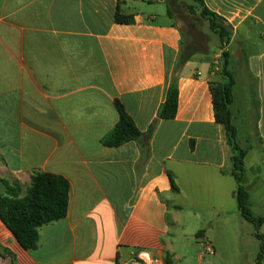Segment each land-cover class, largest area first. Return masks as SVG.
Returning <instances> with one entry per match:
<instances>
[{"label": "crops", "instance_id": "1", "mask_svg": "<svg viewBox=\"0 0 264 264\" xmlns=\"http://www.w3.org/2000/svg\"><path fill=\"white\" fill-rule=\"evenodd\" d=\"M203 1L230 30L242 184L264 218V0ZM201 14L190 0H0V193L9 185L24 197L36 172L70 185L66 217L41 228L35 250L0 218V264H189L172 229L195 224L214 259L203 228L248 225L210 88L223 81L224 47ZM184 56L177 114L161 119ZM116 101L141 136L106 147Z\"/></svg>", "mask_w": 264, "mask_h": 264}, {"label": "trees", "instance_id": "2", "mask_svg": "<svg viewBox=\"0 0 264 264\" xmlns=\"http://www.w3.org/2000/svg\"><path fill=\"white\" fill-rule=\"evenodd\" d=\"M202 9V16L209 21L211 30L217 34L225 47L230 38V30L222 24L223 20L204 8L203 0H190ZM171 14V10L169 9ZM119 23H132L128 16L117 14ZM228 52L222 54V76L220 83H211V93L215 111V120L222 125L232 147V175L235 178V198L238 211L241 216L254 225L255 235L260 240V250L256 257V264H264V233L260 232L264 224V218L255 217L250 209V196L244 188V159L246 151L237 142V129L232 123L231 105L233 103L234 78L228 71ZM188 57H181L173 71L171 83L166 100L159 109L158 117L165 120L174 119L177 114L179 90V72L186 63ZM119 113V122L116 127L103 139L106 147H119L130 141L137 140L141 133L133 120L125 112L124 107L118 101L115 102ZM173 190L177 191L174 181L171 179ZM69 182L62 176L36 172L32 177L30 186L24 197H20L14 186L7 185V191L0 193V218L13 234L19 245L25 250H35L40 241V230L43 226L64 219L69 206ZM202 232L197 234V237ZM166 264H172L167 259Z\"/></svg>", "mask_w": 264, "mask_h": 264}, {"label": "rangeland", "instance_id": "3", "mask_svg": "<svg viewBox=\"0 0 264 264\" xmlns=\"http://www.w3.org/2000/svg\"><path fill=\"white\" fill-rule=\"evenodd\" d=\"M237 206L236 201L233 203ZM264 205L260 204L256 209H263ZM262 207V208H261ZM233 219L232 226L227 229L221 227L207 230V236L212 240L220 257L207 256L208 259L213 260L214 264H253L260 250V240L257 239L254 225L248 223L243 225L241 219ZM175 238L180 239V243L176 244L180 254L188 255L189 264H197L196 259L202 251V245L196 239L197 230L195 224H187L184 228L178 230L172 229ZM264 233V229H261Z\"/></svg>", "mask_w": 264, "mask_h": 264}, {"label": "built area", "instance_id": "4", "mask_svg": "<svg viewBox=\"0 0 264 264\" xmlns=\"http://www.w3.org/2000/svg\"><path fill=\"white\" fill-rule=\"evenodd\" d=\"M225 49H226V46L224 47V51H226ZM219 64H222V63L219 62ZM214 254H215V250H214L213 246L211 244H209V243H204V253H203V255H210L211 256V255H214Z\"/></svg>", "mask_w": 264, "mask_h": 264}]
</instances>
